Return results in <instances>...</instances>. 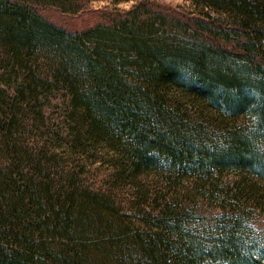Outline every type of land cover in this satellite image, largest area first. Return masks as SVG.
Instances as JSON below:
<instances>
[{
	"label": "trees",
	"instance_id": "obj_1",
	"mask_svg": "<svg viewBox=\"0 0 264 264\" xmlns=\"http://www.w3.org/2000/svg\"><path fill=\"white\" fill-rule=\"evenodd\" d=\"M86 1L0 0V264H264V233L240 206L264 212V0L138 1L80 30L40 13ZM57 89L58 146L111 152L138 223L27 144ZM198 198L231 205L202 211Z\"/></svg>",
	"mask_w": 264,
	"mask_h": 264
},
{
	"label": "rangeland",
	"instance_id": "obj_2",
	"mask_svg": "<svg viewBox=\"0 0 264 264\" xmlns=\"http://www.w3.org/2000/svg\"><path fill=\"white\" fill-rule=\"evenodd\" d=\"M138 1H148L155 7L169 8L175 11H198L200 6H196L193 0H122L115 2L113 0H88L83 2L82 8L75 14L63 12L52 6L42 7L40 13L48 20L58 26L69 30H80L95 24L99 19L104 18L111 11H124L130 9ZM207 11V9H205ZM10 93H12L15 85H7ZM67 102V94L63 89L53 90L45 93L41 97L42 110L44 114V125L40 120H36L34 115L29 114L30 121L29 130L24 134L27 144L36 147H45L46 151L51 153L55 151L57 161L55 164L58 168L54 171L68 169L71 173L77 174L83 185L92 190L101 191L110 195L115 205L121 209V212L130 217L131 222L138 223L142 215L139 213L138 201L141 199L137 194V188L133 187L130 182L116 173L113 167V159L111 152L106 149H98L86 155L74 154L59 147V137L66 138L67 128L65 126L64 117ZM37 111V110H36ZM33 144V145H32ZM236 177L233 174L223 176L225 183H231ZM144 182V181H143ZM142 182V183H143ZM145 184L155 185V182H144ZM159 180L157 184H159ZM186 200V199H185ZM184 202L189 203L188 199ZM190 203L203 210H216L215 207L231 205V201L218 199L209 200L207 198H198L195 202ZM189 203V204H190ZM152 203V207H153ZM240 206L246 207L250 212V223L254 226L255 233H264V212L254 207L250 201L243 200Z\"/></svg>",
	"mask_w": 264,
	"mask_h": 264
}]
</instances>
